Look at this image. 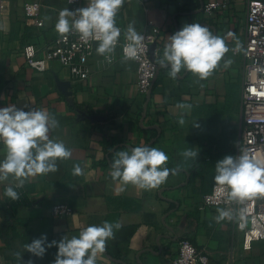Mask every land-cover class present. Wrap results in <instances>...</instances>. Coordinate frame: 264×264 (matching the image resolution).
Listing matches in <instances>:
<instances>
[{
  "label": "crops",
  "instance_id": "1",
  "mask_svg": "<svg viewBox=\"0 0 264 264\" xmlns=\"http://www.w3.org/2000/svg\"><path fill=\"white\" fill-rule=\"evenodd\" d=\"M36 0H0V108L16 105L28 110L45 109L59 121L50 138L63 141L71 149L68 160L57 161L58 170L44 176L30 177L21 191L23 203L11 206L4 195L9 184L0 183V264H22L30 258L34 264H53L56 247L45 256L32 257L24 245L46 234L48 241L71 238L89 225L104 221L118 222L121 228L115 239L98 254L97 264H170L182 239L190 240L209 257V264H264V239L242 249V233L235 229V218L217 223V208L201 209L202 196L214 184L215 164L239 147L241 129L240 86L241 60L232 49L243 35L247 0H231L211 15L202 11L204 4L217 0H125L116 16V25L125 33L131 23L137 32H148L147 23L159 26L153 60L158 61L168 36L186 23H200L213 34L226 37L229 51L219 66L205 80L198 81L182 70L178 78L168 76L169 69L159 66L156 78L146 95L136 89L137 63L124 61L117 51L116 61L108 64L95 52L88 61L90 75L79 81L67 68L50 62L44 72L30 68L22 46L31 43L41 57L60 34L55 25L62 9L87 6L69 5L64 0L47 3L43 8L42 27L25 19L23 6ZM231 33L232 35H228ZM231 60L228 67L224 63ZM159 65V64H158ZM70 83L63 95L56 81ZM178 103L192 105L190 112L178 109ZM104 117L91 122L78 117ZM185 119L182 126L179 118ZM196 121L199 127L192 124ZM156 138V140H155ZM137 147L153 143L168 157L167 167L180 165L175 175L157 188L139 189L113 181L102 143ZM195 148V160H185L180 153ZM5 155L0 143V160ZM79 164L82 175H73ZM55 203L73 209L69 217H53Z\"/></svg>",
  "mask_w": 264,
  "mask_h": 264
},
{
  "label": "clouds",
  "instance_id": "2",
  "mask_svg": "<svg viewBox=\"0 0 264 264\" xmlns=\"http://www.w3.org/2000/svg\"><path fill=\"white\" fill-rule=\"evenodd\" d=\"M124 3L125 0H88L85 7L62 9L55 29L61 37L75 32L81 41L97 42V54L110 60L121 36L116 16ZM125 40L124 61L138 59L144 37L131 23L125 31ZM228 51L226 37L213 34L209 27L200 23H186L168 36L157 63L169 69L167 74L173 80L185 70L202 81L213 73ZM230 64L231 60H227L224 67ZM176 107L190 112L192 105L178 103ZM178 123L185 124L183 116ZM192 125L199 127L196 121ZM58 127L59 121L45 109L29 108L26 111L14 104L0 108V143L5 149L4 158L0 160V183L9 181L10 177L15 181L14 186L9 184L4 193L11 201L19 200L16 189L23 188L30 177L54 173L58 170L57 161L71 158L72 151L63 141L50 138V132ZM194 149L189 147L180 155L186 161L195 160L199 153ZM168 160L164 151L147 145L117 151L111 161L110 175L113 181L123 185L154 189L167 180L170 172L175 175L181 167L168 168ZM72 174H83L79 164L73 166ZM213 179L221 191H226L229 205L217 208L215 220L217 223L231 220L237 215L242 216L245 211L243 208L233 209L231 205H243L254 195H264V162L241 149L239 155H226L216 162ZM120 228V223L106 220L100 225L83 228L71 238L65 235L59 241L49 242L47 235L42 234L25 244L24 252L42 259L47 249L56 247L53 264H97L98 254L106 251L108 241L115 239ZM15 255L22 264L23 254L17 252ZM23 264H34V260L30 258Z\"/></svg>",
  "mask_w": 264,
  "mask_h": 264
},
{
  "label": "built area",
  "instance_id": "3",
  "mask_svg": "<svg viewBox=\"0 0 264 264\" xmlns=\"http://www.w3.org/2000/svg\"><path fill=\"white\" fill-rule=\"evenodd\" d=\"M61 0H36L23 6L25 19L36 27H42L41 12L48 7L47 3ZM69 5H81L82 0H64ZM231 0L210 1L203 5L202 11L211 15L215 10L228 5ZM5 7L0 5V11ZM148 32H138L143 35V47L140 49L136 72V89L139 94L149 93L156 78L159 65L151 59L150 47L156 43L161 29L152 21L147 23ZM117 26V25H116ZM119 27V26H117ZM121 29V27H119ZM126 43L125 33L121 29V36L111 58L104 61L112 64L116 61L117 51L124 58L123 45ZM97 42H84L75 32L57 37L49 45L41 57L31 43L22 46V54L27 65L36 72H44L50 62H57L67 68L71 77L76 80H86L90 75L88 61L93 57ZM234 57L241 60L240 86V114L241 129L239 134V151L245 150L248 154L264 162V0H247L243 35L232 49ZM19 189V188H18ZM17 190V189H16ZM227 193L221 191L215 183L209 192L202 196L201 209L228 207ZM233 209L243 208V215L235 216V229L242 233V249L250 250L252 243L264 239V195H254L243 205H231ZM53 217H69L73 209L65 203H55L51 208ZM170 264H209L208 255L198 250L188 239L178 242V248Z\"/></svg>",
  "mask_w": 264,
  "mask_h": 264
},
{
  "label": "trees",
  "instance_id": "4",
  "mask_svg": "<svg viewBox=\"0 0 264 264\" xmlns=\"http://www.w3.org/2000/svg\"><path fill=\"white\" fill-rule=\"evenodd\" d=\"M156 140V138H155ZM153 143H147V146H152ZM102 147L105 151L106 154V159L104 164L107 166L111 165V161L115 158V153L117 151H122V150H130L131 148L134 147H130L128 145H123V144H115L113 143L110 139H106L103 143H102ZM16 191L19 192L20 194V198L17 201H11L8 197H7V203L13 207L15 206H19L23 203L24 200V193L21 191V189H17Z\"/></svg>",
  "mask_w": 264,
  "mask_h": 264
},
{
  "label": "water",
  "instance_id": "5",
  "mask_svg": "<svg viewBox=\"0 0 264 264\" xmlns=\"http://www.w3.org/2000/svg\"><path fill=\"white\" fill-rule=\"evenodd\" d=\"M154 48H155V45L153 44L150 47V56H151L152 60H153V55H154ZM56 83H57V87H58L59 91L63 95H65L67 97L72 96V93L68 91V88L70 87V83L69 82L57 80ZM77 114H78L79 118L87 119V120H89L91 122H102V121L105 120L104 117L96 116V115H87L83 111H80V110H77Z\"/></svg>",
  "mask_w": 264,
  "mask_h": 264
}]
</instances>
